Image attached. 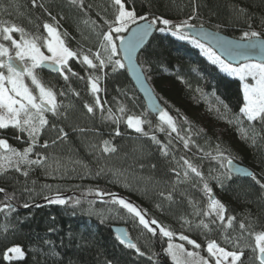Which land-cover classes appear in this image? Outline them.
<instances>
[{
    "label": "trees",
    "instance_id": "1",
    "mask_svg": "<svg viewBox=\"0 0 264 264\" xmlns=\"http://www.w3.org/2000/svg\"><path fill=\"white\" fill-rule=\"evenodd\" d=\"M125 3L127 9L134 10L137 16H148L149 20L153 17L171 22L187 20L193 27H208L235 39H241L247 31L259 32L264 38V0H125ZM114 12L111 0H83L82 7L69 0H36L35 7L32 0H0V21L41 36H47L43 24H53L60 33L67 34L63 37L67 47L89 55L97 51L98 33L108 30L104 20H113ZM161 27L156 26L139 53L138 63L161 106L175 119L181 135L190 131L193 143L185 149L176 133L169 137L167 132L157 130L158 118L147 111L124 68L90 69L79 60L70 59L69 66L77 75L69 73L68 81L58 73L37 69L40 79L56 93L60 104L58 115L46 113L49 124L33 153L49 156L47 163L52 167L33 166L27 177L15 171L0 176V188L14 195L10 201L12 209L0 211V264H154V260L158 264H171L162 250L167 238H162L158 230L155 236L147 232L126 210L108 203L111 196L97 197V190L114 193L132 203L146 213V219H155L177 236L181 233L189 236L201 245L199 251L203 256H207L205 248L209 240L227 250L240 251L225 243L224 235L239 236V224L243 222L250 227L239 241L243 248L242 264H258L253 251L254 234L264 231V189L252 177L221 176L218 183L212 177L226 173L227 169L220 167L223 158L214 160L212 156H216L219 146L224 157L247 167L264 183V124L256 121L249 125L242 116V123L237 122L243 104L241 82L208 61L192 42L161 32ZM13 35L19 37V33ZM90 74L101 77V91L97 95L104 99L103 112L99 107L93 113L84 108L85 103L94 104L96 99L87 85ZM121 106L124 113L117 111ZM109 109L114 116L122 117L119 124L103 118ZM128 115L150 121V125H143L149 135L129 129L124 123ZM59 129L64 130L66 139L52 145ZM117 130L120 135H116ZM151 135L163 145L172 140L168 156L161 154L160 145L153 143ZM17 136L12 128L0 130V139L7 137L10 145L23 149L25 138L19 141ZM105 140L116 148L115 152L103 153ZM45 141L50 145L46 149L39 146ZM180 156L202 171L212 195L225 205L224 223L227 216L235 217L233 228L226 233L216 225L210 224V232L196 227L201 219L208 222L215 217L193 214L197 209L207 210L208 198L202 184L192 187L191 183L178 182L171 169L176 168L182 178V169L177 166ZM57 161L61 167L53 171ZM161 192H171L172 201L162 197ZM57 194L68 195L67 203L52 204L46 199ZM77 199L78 205L74 203ZM4 203L9 201L0 193V205ZM185 220L191 221V225L185 224ZM113 225L125 226L129 238L144 255L121 244L113 235ZM15 246L21 248L23 258L5 259L7 250ZM153 253L157 255L150 260Z\"/></svg>",
    "mask_w": 264,
    "mask_h": 264
},
{
    "label": "snow or ice",
    "instance_id": "2",
    "mask_svg": "<svg viewBox=\"0 0 264 264\" xmlns=\"http://www.w3.org/2000/svg\"><path fill=\"white\" fill-rule=\"evenodd\" d=\"M69 2L78 7L83 6V0H69ZM32 4L35 7L36 0H32ZM40 6L43 7V5ZM111 6L115 9L114 19L104 20V23L108 26V30L102 34L98 33L100 41L97 51L91 53V49H89L92 58H90L89 54H85L82 51H73L67 47L63 38L67 34L60 33L58 27L53 24L45 22L43 29L47 33V36H41L39 34H29L24 28L15 24L7 25L6 22L0 21V37H2L3 41H10V47L6 46L5 43H0V130L12 128L19 134L26 135V143L28 145L22 150H17L10 146L6 139H0V176H3L9 170H15L27 177L29 170L33 166L52 167L51 164L47 163L49 156L37 153V159L30 158V154L33 153L34 148L38 144L42 130L49 124L46 113L58 115V108L60 107L57 103L56 93L42 82L36 71L37 69L47 67L49 70L59 73L65 81H68L69 73L72 76L77 75L69 66L70 59H77L90 69L99 68L103 70L106 64H111L113 71H116L125 67L121 59H113V57L118 56L120 53H123L124 58L128 61V66L135 68L133 64L134 53L151 34L153 28L158 24L163 25L164 27L159 28V31L164 32L171 25V21L162 17H153L149 20L148 16H137L134 10L126 8L125 0H111ZM193 12H195V8ZM191 18L189 17V19ZM52 19L55 20V17ZM138 21H144V23L138 24ZM85 23L87 24L88 21H85ZM132 25H136V27H131ZM171 26L175 29L173 35H176L180 39L188 38L187 33L181 30L192 27L187 20ZM13 33H19V39L14 38ZM123 33H128V35L125 36ZM117 40L119 41V45L116 43ZM241 41L242 43L229 45L226 48L230 58L241 61L238 66H233L231 63H227L221 59L211 48H206L199 41L193 40L212 64L217 65L222 72L227 73L229 76L237 77L241 81L243 104L236 116L237 122L242 123L240 119L242 116L247 120L249 125H252L256 121L264 124V38H262L259 32L247 31L243 33ZM42 47L47 50L48 55L41 50ZM257 50L260 59L254 60L252 54L257 53ZM94 60L99 63H94ZM100 79L101 77L91 74L88 76L87 85L91 94L96 97L94 104H84V108L87 109L88 113H93L97 107L102 112L104 110L99 97L96 95L101 91L99 87ZM138 79H140L139 75ZM26 80L30 81V85L26 83ZM60 94L63 95L64 93ZM224 108L227 110V105H224ZM152 109L158 114L159 123L156 126L157 130L167 132L169 137H171L172 133H176V139L183 143L185 149H188L190 144L193 143L190 138V131L185 130L187 135H181L175 119L168 112L159 108L155 103H153ZM117 111L124 113L125 108L121 106ZM103 118L113 120L117 124L122 119V117L114 116L111 109L108 110V115ZM229 122L231 123V121ZM124 123L136 133L144 136L149 135L148 132L144 131L143 125L145 123L150 125L151 122L142 119L141 116L128 115ZM53 128H55V125H53ZM81 131L83 130L81 129ZM116 135H120L119 130L116 131ZM244 135L247 137L246 132ZM16 138L20 139V135ZM150 138L153 143L160 145V152L163 156L169 155V145L172 144L171 139H169V145H163L155 135H151ZM64 139H66V133H64L63 129H59V135L51 143L55 145L58 140ZM39 146L46 149L50 145L48 141H45ZM102 151L104 154H109L115 152L116 148L111 146L109 141L105 140L102 142ZM218 158H223L220 163L221 168L225 167V160L227 163L226 173L212 177L218 183L221 180V176L230 179L233 174H236L251 176L264 189V183L257 180L251 172L243 168L234 167L232 160L223 156V152L220 151L219 146H217L216 156H212L214 160ZM173 159L175 160V157ZM179 161H183V163L180 164ZM179 161H177V166L182 169V178L181 173L176 168L171 169L176 173L178 182L191 183L192 187H198L202 184V191L208 197L207 210L201 212L197 209L193 214L196 216L202 215L203 217H215L208 222L201 219L196 227L210 232L212 230L210 224L216 225L217 228H223L225 233L228 229H232L235 217L227 216V223H224L226 218L225 205L212 195V189L202 171L184 156H180ZM56 163L57 167L52 169L53 171H59L61 167L58 161ZM76 163H79V161ZM85 167L87 166L85 165ZM99 174L98 172L97 175ZM44 187L51 188L50 185H44ZM173 191H175V187H173ZM0 193L4 194L5 201H9V203L0 205V211H4L5 209L11 210L13 205L10 201L14 199V195L6 193L4 188H0ZM95 195L97 197L111 196V200L108 203L118 206V209L126 210L134 220H138L139 225H142L153 236L157 235L158 230L162 238H167V246L162 250L170 258L171 264H210L211 261H214V264H238V262L242 264L243 248L239 241L244 238V232L250 227L243 222L239 224V229L241 230L239 236L229 237L224 235L225 243L232 244L234 249L240 248L239 252L235 250L228 251L215 240H209L205 248L207 256H203L199 251L201 245L195 240L182 233L177 236L168 227L160 225L155 219L149 221L146 219V213H142L140 209L125 199L116 196L114 193L106 194L99 190L95 192ZM160 195L169 201L173 199L171 192L167 194L161 192ZM46 199L52 204L63 205L67 203L66 199L61 198L59 194L51 198L46 197ZM74 203L78 205L80 200L77 199ZM91 203L93 202L89 201V204ZM24 206L27 207L28 205L25 204ZM112 210L109 209V211ZM217 221L221 223L217 224ZM184 223L191 225L192 222L185 220ZM249 234L251 235V233ZM174 237L181 242H187L188 245L192 246V250L187 249L184 243L173 242ZM117 239L127 248L135 249L139 255H144L137 244L128 238L127 232L118 235ZM254 241L253 251L255 252V260L258 261V264H264V231L254 234ZM8 252L14 253L18 259H22L24 256L19 246L8 249ZM156 255V253H153L149 259L154 260ZM4 258L9 259L7 253ZM154 264H158V261L154 260Z\"/></svg>",
    "mask_w": 264,
    "mask_h": 264
},
{
    "label": "water",
    "instance_id": "3",
    "mask_svg": "<svg viewBox=\"0 0 264 264\" xmlns=\"http://www.w3.org/2000/svg\"><path fill=\"white\" fill-rule=\"evenodd\" d=\"M144 21H138V24H143ZM131 27H136V25H132ZM154 31H156V27L153 28L151 34L144 40L142 45L137 48L136 52L134 53L133 56V64L135 65V68H130L128 66V61L124 58L123 53H120V57L122 62L125 64L124 69L127 72V76L129 77L130 81L132 82L134 88L138 92V94L141 96V98L144 101V105L147 109V111L153 115V117L158 118V114L153 111L152 105L155 103L156 105L159 106V108H162L164 110V107L161 106L162 104L160 103L159 99L157 96L154 94V91L152 87L149 85L146 76L144 75V72L138 63V56L139 53L142 51V49L146 46L147 42L150 40L152 35L154 34ZM184 33H187V35L196 40L199 41L200 43L208 46L211 48L217 55L221 57V59L225 60L227 63H231L233 66H237L241 61L239 59H232L229 57L226 48L229 45H234L237 43H242L241 39H235L232 38L228 35H225L222 32L210 29L208 27H202L201 26H192L191 28H185L181 30ZM123 35L127 36L128 33H124ZM119 45V41L117 43ZM252 58L254 60H259L260 56L258 55V50L257 53L252 54ZM42 71L49 73V74H57V72L49 70L47 67L41 68ZM59 74V73H58ZM138 75L140 79H138ZM232 164L234 167H239L246 169L247 171L251 172L250 169L247 167L235 162L232 160ZM226 169H227V163H226ZM252 173V172H251ZM232 176H238V177H243L240 175L233 174ZM244 177H251V176H244ZM61 198L66 199L68 195H60ZM208 198V197H207ZM155 227V225H153ZM112 232L114 233L116 237L120 235L123 232H127L125 226L123 225H113L111 227ZM128 234V233H127ZM129 238V236H128ZM130 239V238H129ZM131 240V239H130ZM132 241V240H131ZM133 242V241H132Z\"/></svg>",
    "mask_w": 264,
    "mask_h": 264
},
{
    "label": "rangeland",
    "instance_id": "4",
    "mask_svg": "<svg viewBox=\"0 0 264 264\" xmlns=\"http://www.w3.org/2000/svg\"><path fill=\"white\" fill-rule=\"evenodd\" d=\"M129 10V9H128ZM180 22H182V21H180ZM180 22H171V25H175V24H178V23H180ZM169 26V28H168V30L167 31H164V32H168V33H170V34H172L173 35V32L175 31V29H174V27H172V26ZM164 27V26H163ZM124 34V33H123ZM13 35V34H12ZM174 36H176V35H174ZM13 37L14 38H16L14 35H13ZM177 37V36H176ZM16 39H19V37H17ZM184 40V39H183ZM186 40H188V41H190V42H192L195 46H196V44L193 42V40L194 39H192V38H190L189 36H188V38L186 39ZM0 43H5V45L6 46H9L10 47V41H3L2 40V37H0ZM116 43H118V40L116 41ZM200 43V42H199ZM200 44H202V43H200ZM204 45V44H203ZM206 48H209L208 46H206V45H204ZM197 47V46H196ZM197 48H199V51L205 56V58H207V56L204 54V52L202 51V49L200 48V47H197ZM42 51H44L45 52V54L46 55H48L49 53H47V50L45 49V48H43L42 47V49H41ZM14 54V53H13ZM90 58H92L91 57V55H90ZM113 59H121V57H120V54L118 55V56H115V57H113ZM208 59V58H207ZM122 61V60H121ZM209 61V60H208ZM94 63H99L98 61H95L94 60ZM238 66V65H237ZM106 69H108V70H110V71H113V67H112V65L111 64H106V66L103 68V71L104 70H106ZM220 69V68H219ZM117 70H119V69H117ZM116 70V71H117ZM6 71V70H5ZM37 71V70H36ZM225 73V72H224ZM226 75H228L227 73H225ZM229 76V75H228ZM230 77H233V78H236V79H238V81H240L239 80V78H237V77H234V76H230ZM250 79V78H249ZM241 82V81H240ZM26 83H29V85H30V81H28V80H26ZM99 87H101V84H100V82H99ZM241 89H242V87H241ZM242 91V90H241ZM97 95V94H96ZM98 96V95H97ZM94 98H96L95 96H94ZM100 99V98H99ZM101 104L103 105V104H105V102H104V99H102L101 98ZM57 103L59 104V102L57 101ZM60 105V104H59ZM47 117V116H46ZM48 119V118H47ZM159 123V122H158ZM47 127V126H46ZM45 127V128H46ZM44 128V129H45ZM43 129V130H44ZM42 130V131H43ZM16 131V130H15ZM16 134L17 135H20V138H25V145H24V147H27L28 145H27V143H26V141H27V136L26 135H21V134H19L17 131H16ZM1 139H6L7 140V142L9 143V145L11 144L10 143V141L8 140V138L7 137H2ZM17 140H21V139H17ZM10 146H12V145H10ZM12 147H14V146H12ZM23 147V148H24ZM14 148H16V147H14ZM17 150H22V149H18V148H16ZM33 153H34V150H33ZM33 153H31L30 154V158H32V159H36V155L35 154H33ZM9 171H15V170H9ZM16 172V171H15ZM16 173H18V172H16ZM19 174H21V173H19ZM173 242H175V243H184L185 244V247L187 248V249H189V250H192V246L191 245H188L187 244V242H181V241H179L177 238H174V241ZM166 245H165V247L167 246V240H166ZM227 250V249H226ZM228 251H232V250H228ZM237 251V250H236ZM239 252V251H238ZM7 255H8V257H9V259H7V260H15V259H18V258H16V256H15V254L14 253H11V252H8V250H7ZM242 258V257H241ZM214 262V261H213ZM240 262H238V264H239ZM210 264H214V263H211L210 262Z\"/></svg>",
    "mask_w": 264,
    "mask_h": 264
}]
</instances>
